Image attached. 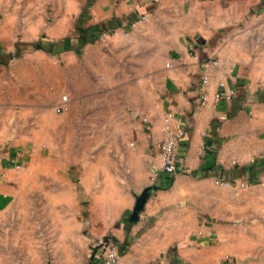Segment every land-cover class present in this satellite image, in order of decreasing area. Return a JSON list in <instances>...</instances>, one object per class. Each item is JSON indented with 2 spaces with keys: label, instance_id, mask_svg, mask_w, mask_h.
I'll list each match as a JSON object with an SVG mask.
<instances>
[{
  "label": "crops",
  "instance_id": "1",
  "mask_svg": "<svg viewBox=\"0 0 264 264\" xmlns=\"http://www.w3.org/2000/svg\"><path fill=\"white\" fill-rule=\"evenodd\" d=\"M144 5L145 11L137 10L147 15L146 19L118 37L119 56H82L83 63L89 64L85 69L98 74L94 80L100 89L95 91L108 88L112 98H88L80 104L64 95L65 102L60 98L53 109L49 97L34 101L38 125L45 126L54 113L101 112L96 118L104 119L105 132L112 133L100 139L102 142L125 144L131 138L132 150H122L119 145L111 155L84 158L76 169L79 175L97 176L91 186L88 179L83 180L82 191L94 200L92 205L102 210L112 207L114 218H129L136 194L149 186L151 176L158 171L159 145L166 136V126L179 123L184 130L178 150L181 170L174 175V183L148 197L137 220L126 216L110 220L111 225L91 235L98 237L110 229L107 232L117 243H129L121 248L115 264L190 263L192 254L185 250L161 249L163 231H149V218H184L180 211L185 208L176 213L168 211V206L177 202L178 195L191 194L194 201L208 202L210 218L225 225V229L222 224L217 227L216 238L225 240V247L213 252L216 261L226 255L230 258L225 264H264V158L252 161L264 154V23L256 26L260 42L242 49L240 39H228L230 31L223 30L226 21L216 24L221 22L222 8L213 16L214 26L200 24L196 19L204 20L201 15L184 13L182 18L166 19L168 28L160 25L155 33L149 23V5ZM131 13L121 18V28L127 26L124 19H132ZM203 77L207 92L200 102ZM228 87L235 88V95L228 101H216L214 92ZM63 104L66 109L57 112L55 107ZM8 112L1 111L3 124L9 122ZM167 112L173 113V120L166 117ZM149 147L154 150L152 160ZM13 154L10 150L0 154V264H91L89 221L77 218L76 210H69L63 218H21L33 196H27L24 176L16 185L12 183L9 159ZM198 174L224 181L209 188L194 180ZM237 179L239 186L228 182ZM54 182L51 179L50 195L42 192L41 186L30 187L29 192H34L35 198L44 196L51 201L49 205L57 207L81 204L79 195L68 189L61 196ZM241 182L245 185L240 186ZM19 224L30 225L25 243ZM85 226L87 235L83 234ZM42 231L48 248L42 242ZM82 235L86 241L77 252L73 242Z\"/></svg>",
  "mask_w": 264,
  "mask_h": 264
},
{
  "label": "rangeland",
  "instance_id": "2",
  "mask_svg": "<svg viewBox=\"0 0 264 264\" xmlns=\"http://www.w3.org/2000/svg\"><path fill=\"white\" fill-rule=\"evenodd\" d=\"M145 2L149 5V23L154 26L155 33L160 30V25L168 28L166 19L182 18L184 13L195 17L201 15L204 20L196 19L200 24L214 26L213 16H218L222 8L221 22L216 24L226 21L223 30L230 31V41L240 39L242 49L255 47L260 42L256 26L264 23V0H0V154L7 150L14 153L9 159L14 174L12 183L16 185L24 176L22 180L27 185V196H33L23 208L21 218H63L65 213L74 209L77 218L89 221L88 231L92 238L94 230L104 229L113 223L110 220L126 216L114 218L112 207L102 210L92 205L94 200L86 198L82 182L88 179L91 186L97 176L79 175L76 169L81 167L84 158H97L106 153L111 155L119 145L122 150H132L131 138L125 144L102 142L112 133L105 132L104 119L96 118L101 112L78 111L75 115L71 110L61 114L53 110L54 119H48L45 126H39L33 108L34 101L41 102L46 97H49L52 109L64 95L70 102L80 104L88 98L107 96L111 99L108 88L95 91L100 89L95 84L98 74L85 69L89 64L83 63L82 56H119L122 49L116 47L118 37L125 36L131 26L146 19L147 15H141L137 10L145 11ZM129 12H132L129 16L132 19H124L127 26L121 28V18ZM176 23L180 25L179 21ZM2 110L9 111L8 123H2ZM17 122L19 125H14ZM150 152L152 160V147H149ZM193 178L209 188L220 180L202 174ZM51 179L55 181V191L63 196L68 189L79 195L81 204L76 208L57 207L49 205L51 201L44 196L35 198L34 192H29L30 187L39 189L41 186L42 192L49 194ZM173 180L174 176L160 190L168 189ZM228 182L239 186L238 179ZM171 197L173 199V195ZM193 197V194L178 195L177 202L172 201L168 206V211L176 213L185 208L180 211L184 212V218H149V231H163L160 239L162 250L176 252L180 248L191 253L188 264H225L229 256H222L217 261L213 257L217 248L225 247V240L216 238L217 227L222 222L210 218L208 202L201 204ZM19 226L25 243L30 225ZM88 226L83 228L85 235ZM221 227L225 229L224 223ZM107 231L91 239L90 253L94 240L113 236ZM40 235L44 247L48 248L49 241L44 232ZM85 238L82 235L73 242L77 252L81 251ZM28 241L31 243L32 239ZM128 244L126 241L118 243L121 248Z\"/></svg>",
  "mask_w": 264,
  "mask_h": 264
},
{
  "label": "built area",
  "instance_id": "3",
  "mask_svg": "<svg viewBox=\"0 0 264 264\" xmlns=\"http://www.w3.org/2000/svg\"><path fill=\"white\" fill-rule=\"evenodd\" d=\"M145 17V16H143ZM211 64L215 65L216 60H210ZM206 80L202 78L199 88V101L203 102L206 98ZM236 93L235 88L228 87L224 89H218L214 92V99L216 101L230 100ZM65 102V96L62 97ZM66 109L65 104L55 107L57 112H61ZM166 117L173 120V113L167 112ZM184 130L180 124H174V126H166V136L161 140L159 145V158L160 164L158 171L151 176V182L148 187V197L154 196V192L160 187L170 182L171 178L181 170V159L178 153L179 147L182 143ZM264 154H260L257 158H252V161L256 159H263ZM215 182H222L221 180ZM245 182H241L240 186H244ZM147 197V198H148ZM91 264H115L119 258L121 246L110 236H102L94 240L91 246Z\"/></svg>",
  "mask_w": 264,
  "mask_h": 264
},
{
  "label": "water",
  "instance_id": "4",
  "mask_svg": "<svg viewBox=\"0 0 264 264\" xmlns=\"http://www.w3.org/2000/svg\"><path fill=\"white\" fill-rule=\"evenodd\" d=\"M147 197H148V187L143 189L138 194V196H136L134 206H133L131 214L128 218L129 220H131V221L137 220L138 213L142 210V208H143V206L147 200Z\"/></svg>",
  "mask_w": 264,
  "mask_h": 264
}]
</instances>
